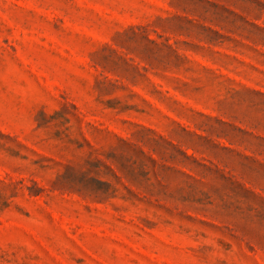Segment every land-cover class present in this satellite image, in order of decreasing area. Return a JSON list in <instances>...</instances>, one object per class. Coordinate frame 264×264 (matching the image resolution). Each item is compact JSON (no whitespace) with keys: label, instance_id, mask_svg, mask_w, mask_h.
I'll return each mask as SVG.
<instances>
[{"label":"rangeland","instance_id":"374dc122","mask_svg":"<svg viewBox=\"0 0 264 264\" xmlns=\"http://www.w3.org/2000/svg\"><path fill=\"white\" fill-rule=\"evenodd\" d=\"M0 264H264V0H0Z\"/></svg>","mask_w":264,"mask_h":264}]
</instances>
